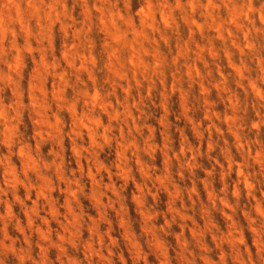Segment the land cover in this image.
<instances>
[{"label":"rangeland","instance_id":"1","mask_svg":"<svg viewBox=\"0 0 264 264\" xmlns=\"http://www.w3.org/2000/svg\"><path fill=\"white\" fill-rule=\"evenodd\" d=\"M0 46V264H264V0H0Z\"/></svg>","mask_w":264,"mask_h":264},{"label":"bare ground","instance_id":"2","mask_svg":"<svg viewBox=\"0 0 264 264\" xmlns=\"http://www.w3.org/2000/svg\"><path fill=\"white\" fill-rule=\"evenodd\" d=\"M210 4V3H209ZM31 6H32V4H31ZM206 6V5H205ZM63 9V8H62ZM15 12H16V10H15ZM8 16V15H7ZM4 18V17H3ZM199 24V23H198ZM3 28V27H2ZM11 30V29H10ZM116 42V41H115ZM1 47V46H0ZM148 53V52H147ZM115 54V53H114ZM116 56V55H115ZM83 57H85V56H83ZM138 57V56H137ZM129 59V58H128ZM136 60V59H135ZM156 63V62H155ZM144 64V63H143ZM112 65V64H111ZM110 65V66H111ZM9 66V65H8ZM18 66V65H17ZM91 69V68H90ZM135 71V70H134ZM262 71V70H261ZM114 72V71H113ZM89 74V73H88ZM90 76V75H89ZM129 77V76H128ZM120 78V77H119ZM114 87V86H113ZM204 89V88H203ZM122 90V89H121ZM97 92V91H96ZM61 96V95H60ZM47 102V101H46ZM104 102V101H103ZM85 103V102H84ZM106 103V102H105ZM59 105V104H58ZM88 105V104H87ZM94 106V105H93ZM125 107V106H124ZM232 107V106H231ZM102 108V107H101ZM106 109V108H105ZM73 111V110H72ZM75 111V110H74ZM105 111V110H104ZM107 111V110H106ZM113 117V116H112ZM59 118V117H58ZM97 118V117H96ZM110 124V123H109ZM93 126V125H92ZM96 126V125H95ZM89 127V126H88ZM142 132V131H141ZM92 135H93V133H92ZM132 141V140H131ZM223 150V149H222ZM127 158V157H126ZM251 184V183H250ZM235 241V240H234ZM211 264V263H210Z\"/></svg>","mask_w":264,"mask_h":264}]
</instances>
